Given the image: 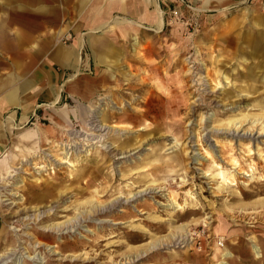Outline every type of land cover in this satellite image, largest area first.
<instances>
[{
	"label": "rangeland",
	"instance_id": "rangeland-1",
	"mask_svg": "<svg viewBox=\"0 0 264 264\" xmlns=\"http://www.w3.org/2000/svg\"><path fill=\"white\" fill-rule=\"evenodd\" d=\"M225 1L158 0L157 27L102 15L141 23L134 44L83 27L98 53L110 38V77L82 43L88 98L0 114V264H264V0ZM8 54L2 33L0 76Z\"/></svg>",
	"mask_w": 264,
	"mask_h": 264
},
{
	"label": "crops",
	"instance_id": "crops-1",
	"mask_svg": "<svg viewBox=\"0 0 264 264\" xmlns=\"http://www.w3.org/2000/svg\"><path fill=\"white\" fill-rule=\"evenodd\" d=\"M217 1L226 3L225 0ZM199 2L204 6L208 0ZM0 10L17 16L28 15L26 16L28 22L20 19L0 21V34L6 33L9 52L13 53L6 57L5 64L8 70L0 76V114L12 109L10 119L7 120L9 123L17 117V110L14 107L23 110L20 119H24L33 101L42 95L50 104L62 96V91L69 96L88 98L87 93L79 91L80 82L76 81L83 61L82 43L89 50H93V55L96 54L98 61L104 64L105 75L107 77L112 75L107 71L112 70L120 60L119 55L114 58L108 57L113 55L110 38L108 36L102 38L103 49L98 53L97 45L101 44L99 43L101 37L92 36L87 33L88 31L86 35L85 31H82L83 27L113 24L117 35L134 44L138 36L136 26L141 25L139 21L111 16L106 22L101 21L100 17L105 15L106 18L114 11L133 15L140 13L139 19L152 21L156 27L160 16L162 18L158 0H0ZM66 18L73 19V28L76 31L71 44L58 42V33L51 28L57 21L61 23ZM68 26L65 24V28ZM129 30L133 32L128 33ZM87 55L90 60V54ZM22 58L24 60L21 62ZM69 69L71 72L64 79L60 71Z\"/></svg>",
	"mask_w": 264,
	"mask_h": 264
},
{
	"label": "bare ground",
	"instance_id": "bare-ground-1",
	"mask_svg": "<svg viewBox=\"0 0 264 264\" xmlns=\"http://www.w3.org/2000/svg\"><path fill=\"white\" fill-rule=\"evenodd\" d=\"M219 1H221V0H219ZM71 4V3H70ZM158 25L160 26V25H162V18H161V16H160V18H159V20H158ZM245 94V93H244ZM243 115H245V114H243ZM12 117V116H11ZM258 117V116H257ZM10 119V118H9ZM12 119V118H11ZM86 136V135H85ZM239 166V165H238ZM0 169H1V165H0ZM250 169V168H249ZM221 176V175H220ZM226 177V176H225ZM227 180V179H226ZM235 180V179H234ZM222 181V180H221ZM231 182V181H230ZM235 183V182H234ZM233 182L232 183H228V184H234ZM116 200V199H115ZM118 202V201H117ZM114 203V202H113ZM262 203V202H261ZM255 204H257V203H255ZM262 204H264V203H262ZM181 236V235H180ZM183 239V238H182ZM253 246H252V249L254 250V252H256L255 254H257V255H259V247L256 245V244H252ZM153 248V247H152ZM226 253V252H225ZM225 253H223V252H220L219 254L220 255H225ZM230 255V254H229ZM221 262H224L223 260H221ZM226 263V262H225Z\"/></svg>",
	"mask_w": 264,
	"mask_h": 264
},
{
	"label": "built area",
	"instance_id": "built-area-1",
	"mask_svg": "<svg viewBox=\"0 0 264 264\" xmlns=\"http://www.w3.org/2000/svg\"><path fill=\"white\" fill-rule=\"evenodd\" d=\"M171 15L173 16V19H175V18H179V13H178L177 10L172 11V12H171ZM217 243H218L219 245L222 244L221 241H218Z\"/></svg>",
	"mask_w": 264,
	"mask_h": 264
}]
</instances>
